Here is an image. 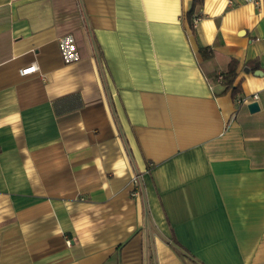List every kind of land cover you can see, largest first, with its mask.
<instances>
[{"label": "crops", "instance_id": "obj_1", "mask_svg": "<svg viewBox=\"0 0 264 264\" xmlns=\"http://www.w3.org/2000/svg\"><path fill=\"white\" fill-rule=\"evenodd\" d=\"M192 3L0 0V264H264V0Z\"/></svg>", "mask_w": 264, "mask_h": 264}, {"label": "trees", "instance_id": "obj_2", "mask_svg": "<svg viewBox=\"0 0 264 264\" xmlns=\"http://www.w3.org/2000/svg\"><path fill=\"white\" fill-rule=\"evenodd\" d=\"M199 3H200V0H193L191 9L189 10V12L186 15L188 27L190 30L193 29V25H192L193 9ZM199 52L201 53V55L204 59H207L209 57V52L206 51L205 49L201 48L199 50ZM236 70H237V62L234 59H231L230 62L228 63L226 72H224L222 74L223 79L221 81V84L224 87V92L231 90L233 96H235L240 91L239 85L236 84V80H237Z\"/></svg>", "mask_w": 264, "mask_h": 264}, {"label": "built area", "instance_id": "obj_3", "mask_svg": "<svg viewBox=\"0 0 264 264\" xmlns=\"http://www.w3.org/2000/svg\"><path fill=\"white\" fill-rule=\"evenodd\" d=\"M242 1L243 2H253V0H242ZM231 2H232V0H229V3H231ZM198 20H199V18H194L192 20L193 27L196 25V23H197ZM36 69H37L36 66L32 65V66H29L28 68L22 69L20 71V74L22 76H25V75H28V74H31V73L35 72ZM222 79H223V75L221 73L217 74L216 81L220 83L222 81ZM257 99H258L257 94H253L250 97V99H237L236 100V103L239 104V105H242V104H247L248 105V104H251V103L256 102Z\"/></svg>", "mask_w": 264, "mask_h": 264}, {"label": "water", "instance_id": "obj_4", "mask_svg": "<svg viewBox=\"0 0 264 264\" xmlns=\"http://www.w3.org/2000/svg\"><path fill=\"white\" fill-rule=\"evenodd\" d=\"M256 75H258V73L256 72ZM248 108V111L253 114V113H256L258 110H259V106L256 102L254 103H251L247 106Z\"/></svg>", "mask_w": 264, "mask_h": 264}]
</instances>
